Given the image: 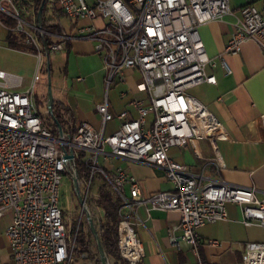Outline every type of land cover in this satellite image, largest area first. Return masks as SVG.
I'll return each instance as SVG.
<instances>
[{
  "label": "built area",
  "instance_id": "1",
  "mask_svg": "<svg viewBox=\"0 0 264 264\" xmlns=\"http://www.w3.org/2000/svg\"><path fill=\"white\" fill-rule=\"evenodd\" d=\"M47 5L54 15L58 8L74 20L70 30H44L33 12H28L31 19L23 18L14 0H0V15L15 20L12 27L4 26L24 35V45L34 50L38 61L74 40L93 42L103 61L106 90L114 80H123L125 69H135L139 72L135 88L146 98L130 100L136 117L127 110L114 116L105 94L96 105L99 129L81 121L72 134L59 136L34 108L32 88L15 90L21 78L0 70V216L11 214L5 235L12 264H70L74 260L75 234L66 225L59 201L63 176L76 177L78 185H83L80 191L86 206L92 176L101 173L105 177L119 198L116 246L128 264H139L144 255L134 230L142 224L139 205L179 212V239L196 254L197 229L225 220L228 202L240 207L244 225L264 227V196H256L253 186H237L216 176L224 165L218 142L229 136L208 107L188 92L200 83L216 82L206 72L207 65L219 64L231 73L226 57L238 54L246 41H254L264 51V0L259 6L243 4L238 14L229 0H47ZM229 14L234 16L233 31L223 50L208 57L198 29ZM113 117L119 125L106 132V123ZM203 138L214 153L213 174H205L204 169L193 173L189 165L168 156L170 147L188 143L195 147V141ZM70 150L72 158H64ZM78 151L86 152L82 160L87 178L78 176ZM100 156L159 167L172 189L143 196L135 177L120 168L108 172ZM171 241L177 242L176 237ZM196 264H202L201 260ZM237 264H264V241L247 242Z\"/></svg>",
  "mask_w": 264,
  "mask_h": 264
},
{
  "label": "crops",
  "instance_id": "2",
  "mask_svg": "<svg viewBox=\"0 0 264 264\" xmlns=\"http://www.w3.org/2000/svg\"><path fill=\"white\" fill-rule=\"evenodd\" d=\"M246 3L259 6L260 0H229V6L235 14H238L239 7ZM233 21L234 16L229 14L222 20H213L199 27L200 39L208 57H215L223 50L233 31ZM60 23L65 31L72 27L71 24L69 29H66L61 19ZM7 33L8 30L0 19V52H22L23 49L8 45ZM63 50L66 56L73 55L86 60V65L79 70L80 73L75 78L77 91H85L91 86L98 87L103 94L97 104L104 100L106 94L109 111L114 116L127 110L130 116L136 117L137 112L130 105V100L146 98L143 92H138L135 88L139 78L137 70L125 69L123 80H114L106 90L103 61L100 54L94 51L93 42L74 40ZM25 52L34 54L30 51ZM226 59L231 67V73H226L219 64L214 67L207 65L206 72L213 74L216 82L200 83L188 90L192 96L208 107L223 124L229 136L228 140L218 142L219 156L224 165L215 173L216 176L237 186H253L256 196L262 197L264 196V51L254 41L249 40L242 44L238 54L229 55ZM77 77H82L83 80L79 81ZM117 84L124 86L125 90H120V99L113 102L109 99V89ZM22 85L21 78V84L15 90L28 88ZM54 100L63 103L70 115L66 120L72 126L75 127L81 121L90 123L95 129L101 126L100 115L96 108L78 104L72 108L60 99L54 98ZM150 120L151 115H148L147 121ZM118 125L119 120L113 117L106 123L105 130L110 132ZM168 156L176 162L189 165L193 173L198 174L201 169H204L205 174L208 175L214 173L215 166L212 162L214 153L207 139H197L195 147L191 143L172 146L168 150ZM99 160H102L100 164L110 173L120 168L135 177L143 196L172 189L164 171L154 165L129 162L116 156L108 159L100 156ZM226 211L225 220L207 223L197 229L200 241L196 254L190 245L179 239L181 235L178 227L179 212L149 209L147 205H139L137 214L142 224L134 226L144 253L139 264H196L198 260H201L202 264H237L247 242L264 241V227L257 224L244 225L241 220V209L235 203H226ZM10 221L9 212L0 216V264H12L9 242L5 235V229ZM172 236L176 237L177 242L172 243ZM210 241L216 242L210 243ZM88 264H94L93 259H88Z\"/></svg>",
  "mask_w": 264,
  "mask_h": 264
},
{
  "label": "rangeland",
  "instance_id": "3",
  "mask_svg": "<svg viewBox=\"0 0 264 264\" xmlns=\"http://www.w3.org/2000/svg\"><path fill=\"white\" fill-rule=\"evenodd\" d=\"M4 18L5 16L0 15V19ZM61 22L65 25L66 29H69L74 20L63 17ZM80 23H86V20L80 21ZM23 51L0 52V69L20 76L23 82L22 87L32 88V102L34 108L44 117L46 125L49 126L52 117L47 110L46 102L47 72L44 71L46 58L43 55L41 60L38 61V57L35 54L27 53L25 50ZM48 58L51 66L50 79L53 98L62 100L66 105L72 108L78 104L79 106H92L95 109L103 92L100 93L101 91H99V88L93 86L81 92L77 91L76 88L77 82L75 78L77 74L80 73L79 70L86 65V60L82 57H74L73 55L66 56L63 49L51 52ZM122 89L125 90L124 86L121 84L111 87L109 89V99L113 102L119 100V91ZM99 162H102V160H99ZM79 188L82 192L84 191L82 184L79 185ZM59 192L60 206L64 211V220L70 233L72 228L76 234L78 230H81L84 241L89 243L88 253H75L77 246L75 242L74 260L70 264H88V259H93L94 264H100L96 241L93 235L88 231L89 227L86 216L84 212L81 213V205L74 193L73 183L70 177L63 176ZM88 210L91 217L93 214H98L97 208L93 203L88 207ZM108 264H110V260H108Z\"/></svg>",
  "mask_w": 264,
  "mask_h": 264
},
{
  "label": "trees",
  "instance_id": "4",
  "mask_svg": "<svg viewBox=\"0 0 264 264\" xmlns=\"http://www.w3.org/2000/svg\"><path fill=\"white\" fill-rule=\"evenodd\" d=\"M14 2L17 5L22 17L25 19H31V16L28 14V12L31 11L36 15L41 0H14ZM55 10L57 11L56 15H54V10L48 7L47 0H45L41 14V25L46 31L61 33L63 32V27L60 23V19L65 17V15L58 8ZM1 21L8 27H12L15 24V20L7 16H5L4 19H1ZM6 39L10 47L19 48L34 53V50L31 47L24 45L23 34L14 33L8 30ZM50 39L51 38L46 37V40ZM67 46L68 43L65 45V47ZM52 115L59 122L64 132L72 134V132L75 130V127L66 120V118H68L70 115L62 102L54 100V103L52 104ZM48 127L54 135L58 134L57 126L53 119H51ZM78 154L79 158L76 160V170L78 176L80 178H87L88 170L82 160V158L86 155V152L78 151ZM92 203L96 206L98 212L97 215H92V220L99 235L104 252L107 258L110 260V264H128L126 261L120 258L116 246V226L118 221L117 208L119 205V198L101 173H95L92 176L89 184V190L86 196V204L88 207H90ZM62 212L64 215L63 210ZM88 231L91 234L90 229ZM71 233L72 235L75 234V242L77 243L75 253H88L89 243L84 241V236L81 233V230H78V233L76 234L72 228Z\"/></svg>",
  "mask_w": 264,
  "mask_h": 264
},
{
  "label": "water",
  "instance_id": "5",
  "mask_svg": "<svg viewBox=\"0 0 264 264\" xmlns=\"http://www.w3.org/2000/svg\"><path fill=\"white\" fill-rule=\"evenodd\" d=\"M45 0H41V3L38 7V10L36 12V23L38 25H41V14H42V9H43V5H44ZM45 70L47 72V82H46V88H47V94H46V102H47V110L50 113L53 121L55 122L56 126H57V130H58V135H63L65 134L64 130L62 129V127L60 126L59 122L54 118V116L52 115V104L54 103V98L52 95V89H51V79H50V62H49V58H48V54L45 55ZM66 136L69 138V135L66 134ZM73 153L72 150H70L68 153L64 154V158H72ZM72 183H73V189H74V193L77 197V200L79 201L82 209L84 210L85 216H86V220L88 223V227L90 229L91 234L93 235L95 241H96V246H97V251L100 257V264H108V258L104 252V249L101 245L100 239H99V235L97 233V230L94 226V222L92 220V217L90 216L88 207L85 205L84 199L81 195V191L77 182L76 177H72Z\"/></svg>",
  "mask_w": 264,
  "mask_h": 264
}]
</instances>
